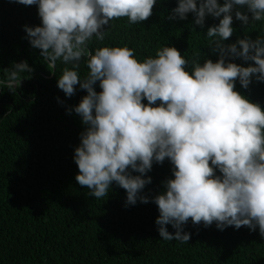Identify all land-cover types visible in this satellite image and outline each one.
<instances>
[{
	"label": "clouds",
	"instance_id": "obj_1",
	"mask_svg": "<svg viewBox=\"0 0 264 264\" xmlns=\"http://www.w3.org/2000/svg\"><path fill=\"white\" fill-rule=\"evenodd\" d=\"M9 2L37 6L41 25L23 30L48 66L71 64L57 87L69 98L77 85L87 93L68 114L74 111L85 126L73 159L79 170L75 180L90 197L104 198L115 183L127 194L126 206L138 200L147 204L149 198L140 193L152 179L144 177L154 162L167 159L174 178L151 200L158 207L155 223L162 240L188 243L189 221L205 228L215 223L220 231L258 228L264 239V108L235 90L237 81L245 90L253 77L264 82V38L224 43L234 34L233 17L244 27L264 21V0H175L169 21L187 20L190 13L202 29L208 16L219 21L206 32L219 59L203 64L193 59L191 66L173 46L143 60L127 46L89 50L93 38L105 40L112 21L149 20L158 0ZM85 57L89 71L81 79L77 69ZM237 58L254 66L229 62ZM33 71L27 61L14 63L8 87L15 86L19 73Z\"/></svg>",
	"mask_w": 264,
	"mask_h": 264
},
{
	"label": "trees",
	"instance_id": "obj_2",
	"mask_svg": "<svg viewBox=\"0 0 264 264\" xmlns=\"http://www.w3.org/2000/svg\"><path fill=\"white\" fill-rule=\"evenodd\" d=\"M176 6L175 0H158L143 23L112 21L105 40L93 38L88 48L94 53L98 47L127 46L143 60L155 57L160 47L173 46L190 66L193 59L216 62L219 53L212 52L206 32L219 21L208 16L202 29L191 13L184 21L167 20ZM233 20L234 34L225 44L245 36L264 38V21L244 27ZM25 25H41L37 6L0 0V264H264L258 228L220 231L215 223L205 228L189 221L184 226L191 233L188 243L162 240L155 223L158 207L151 200L174 178L167 159L162 165L154 162L144 177L152 179L140 193L149 198L147 204L138 200L126 206L127 194L115 183L104 198L90 197L75 180L79 170L73 159L85 126L74 111L68 114L87 93L77 85L75 95L65 96L57 81L71 64L57 61L49 67L40 50L30 46ZM86 59L77 69L81 79L89 71ZM21 61L34 71L19 73L10 88L11 67ZM229 62L254 66L238 58ZM95 90L101 91L98 83ZM235 90L264 108V82L253 77L245 90L237 81Z\"/></svg>",
	"mask_w": 264,
	"mask_h": 264
}]
</instances>
